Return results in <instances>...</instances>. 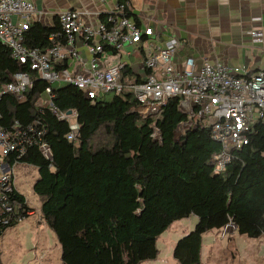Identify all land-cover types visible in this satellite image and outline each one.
<instances>
[{
  "label": "trees",
  "instance_id": "obj_1",
  "mask_svg": "<svg viewBox=\"0 0 264 264\" xmlns=\"http://www.w3.org/2000/svg\"><path fill=\"white\" fill-rule=\"evenodd\" d=\"M56 30L57 23L50 27L32 22L23 43L43 50L52 44L49 36ZM19 67L0 43V88ZM130 73L125 69L121 81L133 79ZM30 76L32 86L20 98L1 95L0 127L11 129L17 123L43 129L51 160L33 144L22 154L9 153L6 161L37 168L32 189L41 201V218L60 245L63 264L153 259L158 235L172 221L190 215L197 222L173 250L179 264L200 263L202 236L231 222L238 234L264 239V121L252 123L248 143L216 174L213 154L221 145L209 128L185 130L181 141L175 139V129L188 118L179 109V97L167 99L157 115L143 117L130 111L139 102L128 90L110 99H91L72 84L52 86L50 99L57 109L77 112L78 134L68 141L67 122L45 104L47 82L36 71L30 70ZM154 125L160 130L159 142L150 135ZM8 197L13 210L9 222H0V235L31 210L16 189Z\"/></svg>",
  "mask_w": 264,
  "mask_h": 264
},
{
  "label": "built area",
  "instance_id": "obj_2",
  "mask_svg": "<svg viewBox=\"0 0 264 264\" xmlns=\"http://www.w3.org/2000/svg\"><path fill=\"white\" fill-rule=\"evenodd\" d=\"M128 12L127 2L118 3L98 21L93 17L101 16V11L89 8L59 11V30L50 34L52 44L42 50L29 48L23 43L31 16L39 13L34 3L30 0H0V43L10 49L20 66L1 85L0 97L3 93H11L20 98L32 86L30 70L36 71L48 84L45 104L58 119L68 124L65 137L69 141L75 140L78 134L77 112L57 109L50 99L52 86L72 84L91 99L98 97L100 92L128 90L139 102L130 107V111L143 117L157 115L167 99L179 97V109L188 118L175 129V139L181 141L185 130L198 126L209 128L211 138L221 145L213 154V172H223L234 153L248 143L252 123L264 121V69L246 75L240 66H229L218 60L202 58L196 63L194 57H186L175 61L178 38L169 35L160 41L159 31L132 20ZM13 16L20 17V21H14ZM250 33L254 39L262 37L259 30ZM79 35L84 40L89 59L83 57L74 45ZM56 39L63 42L57 43ZM134 53L141 55V62L132 65L129 57ZM112 55H118V59L105 66ZM22 65L28 68L23 69ZM127 68L133 79L122 82L123 71ZM42 135L43 129L33 126L21 128L16 123L11 129L0 127L2 223L10 221L9 213L13 210L8 193L14 189L12 180L16 165L9 164L6 156L13 151L22 154L27 145L36 144L41 154L51 160L50 147ZM150 135L153 141L161 139L160 130L155 125ZM21 219L18 217L17 221Z\"/></svg>",
  "mask_w": 264,
  "mask_h": 264
},
{
  "label": "crops",
  "instance_id": "obj_3",
  "mask_svg": "<svg viewBox=\"0 0 264 264\" xmlns=\"http://www.w3.org/2000/svg\"><path fill=\"white\" fill-rule=\"evenodd\" d=\"M30 1L39 10L38 14L31 16L30 22H40L50 27H55L56 23L59 25L58 12L68 8H89L92 11H101V15H105L118 5V0ZM126 2L128 11L132 14L130 18L159 31L160 41H164L169 35L178 38L175 61H182L186 57H194L196 63L202 58L218 60L229 66H240L246 75L264 69V0H126ZM93 19L98 21L103 18L94 16ZM13 20L20 21V17L13 16ZM253 30L262 33L260 40L254 39L250 33ZM55 41L63 42L62 39ZM74 45L83 57L89 59L81 35L76 38ZM139 61L141 62V55L137 53L129 57L132 65ZM33 212L31 209L28 214ZM23 220L24 218L20 222ZM227 227L228 225L216 231H222L223 234ZM209 233H212V230ZM205 235L207 233L201 240L200 258L202 247L212 244L210 240L203 244ZM227 237L229 238L230 234Z\"/></svg>",
  "mask_w": 264,
  "mask_h": 264
},
{
  "label": "rangeland",
  "instance_id": "obj_4",
  "mask_svg": "<svg viewBox=\"0 0 264 264\" xmlns=\"http://www.w3.org/2000/svg\"><path fill=\"white\" fill-rule=\"evenodd\" d=\"M112 59L117 60L118 55L106 60L105 66L112 64ZM112 95L113 92H100L98 97L110 99ZM13 176L14 189L16 188L24 196L28 206L34 212L27 213L22 217L24 218L22 222H20L22 219L18 220L1 233L2 264H63L56 236L41 218V201L32 189L38 178L37 168L33 165L17 163ZM196 222L197 217L194 215L172 221L156 239L158 250L156 257L142 260L139 264H179L173 255L174 246L181 237L193 229ZM44 226L47 227L44 228ZM209 232L205 235L203 244H206L207 240H210L212 244L202 247L201 260L198 264H264L262 237L250 238L238 234L233 222L228 224L223 234L216 229H213L212 233Z\"/></svg>",
  "mask_w": 264,
  "mask_h": 264
},
{
  "label": "water",
  "instance_id": "obj_5",
  "mask_svg": "<svg viewBox=\"0 0 264 264\" xmlns=\"http://www.w3.org/2000/svg\"><path fill=\"white\" fill-rule=\"evenodd\" d=\"M67 113H70V110H68V112H67ZM234 227H236V226H235V224H234Z\"/></svg>",
  "mask_w": 264,
  "mask_h": 264
}]
</instances>
